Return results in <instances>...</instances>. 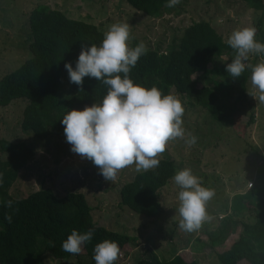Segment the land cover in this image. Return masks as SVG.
Instances as JSON below:
<instances>
[{
  "label": "trees",
  "instance_id": "1",
  "mask_svg": "<svg viewBox=\"0 0 264 264\" xmlns=\"http://www.w3.org/2000/svg\"><path fill=\"white\" fill-rule=\"evenodd\" d=\"M126 1L148 16L172 11L166 7L168 0ZM243 1L248 7L264 8V0ZM28 26L30 55L0 75V106L24 97L26 103L22 108L20 126L35 137L45 139L51 133L64 134L61 120L68 111L100 104L106 96L108 86L95 78L85 77L81 89L70 82L64 67L71 62L75 68L81 45L99 46L105 32L94 22L70 17L60 8L43 2L29 10ZM226 41L209 20L192 21L182 29L177 40L172 39L164 49L160 45L147 46V54L140 57L129 78L147 89L155 86L163 95L170 94L174 87L203 106L216 121L231 124L251 71L246 69L241 77L236 78L240 85L238 94L229 100L235 79L227 77L225 66L209 64L223 54L232 61L235 51ZM137 44L133 42L129 47ZM195 71L198 74L193 77ZM34 154V148L25 141L0 137V174L3 177L0 184V264H43L46 255L52 259L75 256L78 257L75 264H81L84 256L86 264H96L94 247L105 239L116 241L121 253L127 254L125 247L134 243V237L97 223L82 191L68 190L57 194L51 187L44 186L24 196L9 192L19 170ZM158 159L159 167L136 172L119 188L121 204L151 218L163 214L159 189L175 174L176 168L169 155ZM253 179L246 190L231 196L224 227L231 222V215L248 211L252 216L250 219L241 218L236 238L225 249L216 251L220 264H264V159L255 170ZM9 200L13 202L11 208L5 206ZM6 213L11 214V223L5 219ZM73 229L81 233L94 229L92 240L83 245L79 255L64 252L61 248ZM227 234L226 230L223 234H216L217 238L212 242H223ZM121 259L119 257L115 264ZM134 264L200 263L196 257L187 259L180 253L163 257L150 248L136 258Z\"/></svg>",
  "mask_w": 264,
  "mask_h": 264
},
{
  "label": "rangeland",
  "instance_id": "2",
  "mask_svg": "<svg viewBox=\"0 0 264 264\" xmlns=\"http://www.w3.org/2000/svg\"><path fill=\"white\" fill-rule=\"evenodd\" d=\"M42 2L60 8L70 17L94 22L104 32L114 23H129V46L143 41L146 46L160 45L164 49L172 39L177 40L186 25L199 19L209 20L225 39L234 30L255 27L256 40L264 43V8L248 7L243 0H181L171 12L160 16H148L126 0H0V75L30 55L28 12ZM260 60V56L250 54L248 63L256 64ZM212 63L226 67L231 59L223 54L209 64ZM197 74L195 71L192 76ZM250 77L244 96L237 101L234 120L228 125L216 121L194 99L180 94L174 87L170 90L185 109L182 117L185 139L170 140L165 152L158 157L169 155L174 160L175 173L191 168L194 175L202 178L203 186L215 191L206 205L212 219L196 232L188 233L179 228L180 189L172 180L174 175L159 189V200L164 206L160 217L151 218L133 211L119 202V188L137 172L135 165L120 170L114 182L107 181L90 160L71 151L65 134L51 133L39 139L23 130L20 119L26 103L24 97L0 106V137L25 141L35 150L34 156L19 170L9 192L24 196L44 186L51 187L57 194L82 191L97 223L134 237V243L125 247L128 253H121L119 264H134L136 258L150 248L163 257L180 253L187 259L196 257L200 264H220L216 251L225 249L236 238L241 218L252 216L248 211L231 215V222L224 227L231 196L251 186L255 170L264 159V104L248 94L252 90ZM232 84L229 100L238 94L240 86L237 79ZM189 134L197 137L195 145L185 142ZM224 230L228 233L224 241L212 242L216 234H223ZM81 258L84 259L81 264H86V257ZM77 259L75 256L52 259L46 255L43 264H75Z\"/></svg>",
  "mask_w": 264,
  "mask_h": 264
},
{
  "label": "clouds",
  "instance_id": "3",
  "mask_svg": "<svg viewBox=\"0 0 264 264\" xmlns=\"http://www.w3.org/2000/svg\"><path fill=\"white\" fill-rule=\"evenodd\" d=\"M181 0H168L166 7L174 8ZM131 26L114 23L104 33L102 43L81 45L75 68L71 62L64 65L69 80L82 89L84 78H95L108 86L102 103H94L83 110L73 109L62 118L66 141L71 151L90 160L98 167L105 180L114 182L120 170L135 165L137 172H147L159 167V154L165 152L170 140L185 139L182 127L184 107L178 97L153 86L147 89L136 85L129 78L142 55L147 54L143 41L129 47ZM256 28L249 26L234 30L226 43L235 51L226 72L233 79L241 77L246 69L251 71L252 96L264 104V43L256 40ZM261 57L256 64L248 63L249 55ZM123 74V77L121 76ZM197 137L189 134L185 142L195 145ZM172 180L179 187V228L185 232L198 231L212 217L206 210L215 191L203 186L202 178L193 174L191 168L177 171ZM3 183L0 174V184ZM12 201L5 206L12 207ZM5 219L12 222L11 214ZM94 229L81 233L75 229L62 242L64 252L79 255L83 245L92 240ZM121 256L116 241L105 239L94 247L96 264H115Z\"/></svg>",
  "mask_w": 264,
  "mask_h": 264
},
{
  "label": "built area",
  "instance_id": "4",
  "mask_svg": "<svg viewBox=\"0 0 264 264\" xmlns=\"http://www.w3.org/2000/svg\"><path fill=\"white\" fill-rule=\"evenodd\" d=\"M250 183H252V182H250Z\"/></svg>",
  "mask_w": 264,
  "mask_h": 264
},
{
  "label": "crops",
  "instance_id": "5",
  "mask_svg": "<svg viewBox=\"0 0 264 264\" xmlns=\"http://www.w3.org/2000/svg\"><path fill=\"white\" fill-rule=\"evenodd\" d=\"M229 209V208H228Z\"/></svg>",
  "mask_w": 264,
  "mask_h": 264
}]
</instances>
